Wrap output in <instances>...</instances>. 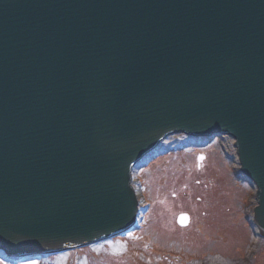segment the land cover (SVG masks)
<instances>
[{"label": "water", "instance_id": "water-1", "mask_svg": "<svg viewBox=\"0 0 264 264\" xmlns=\"http://www.w3.org/2000/svg\"><path fill=\"white\" fill-rule=\"evenodd\" d=\"M180 133L235 140L264 236V0H0L7 256L133 230V170Z\"/></svg>", "mask_w": 264, "mask_h": 264}, {"label": "rangeland", "instance_id": "rangeland-1", "mask_svg": "<svg viewBox=\"0 0 264 264\" xmlns=\"http://www.w3.org/2000/svg\"><path fill=\"white\" fill-rule=\"evenodd\" d=\"M211 138L170 135L135 167L138 218L147 212L126 237L20 264H264L254 184L235 140ZM5 258L0 252V264H11Z\"/></svg>", "mask_w": 264, "mask_h": 264}, {"label": "trees", "instance_id": "trees-1", "mask_svg": "<svg viewBox=\"0 0 264 264\" xmlns=\"http://www.w3.org/2000/svg\"><path fill=\"white\" fill-rule=\"evenodd\" d=\"M99 245H100V244H99ZM96 246H97V245H96ZM78 262H79V261L76 262V260H75V261H73V263H71V264H79Z\"/></svg>", "mask_w": 264, "mask_h": 264}]
</instances>
